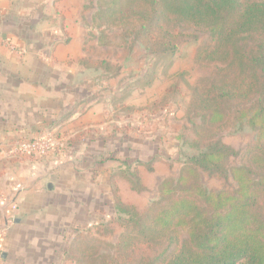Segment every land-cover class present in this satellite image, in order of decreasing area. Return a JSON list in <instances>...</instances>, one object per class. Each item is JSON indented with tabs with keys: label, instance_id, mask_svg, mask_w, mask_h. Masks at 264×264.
Here are the masks:
<instances>
[{
	"label": "trees",
	"instance_id": "1",
	"mask_svg": "<svg viewBox=\"0 0 264 264\" xmlns=\"http://www.w3.org/2000/svg\"><path fill=\"white\" fill-rule=\"evenodd\" d=\"M92 4L89 28L97 33L98 45L109 46L104 41L107 33L117 30L123 42L131 40L150 57L163 60L165 70L173 65L185 34L206 36L195 54L203 77L193 86L186 111L195 153L179 160L178 176L164 179L157 198L144 210L124 202L116 182L126 181L134 192L146 191L140 171L147 164H122L111 173L112 224L122 232L113 244L105 245L108 254L100 251L102 264H264V0ZM81 63L89 65L86 60ZM106 74L119 77L117 71ZM151 83L141 80V89ZM245 126L255 132L245 151L223 142V135ZM235 158H240V165L230 166ZM204 174L231 178L236 188L209 189ZM103 227L100 224L97 232ZM104 232L112 234L114 228ZM82 234L75 241L84 246ZM89 247L84 249L86 259ZM66 254L82 264L75 249L70 248L65 258Z\"/></svg>",
	"mask_w": 264,
	"mask_h": 264
},
{
	"label": "crops",
	"instance_id": "2",
	"mask_svg": "<svg viewBox=\"0 0 264 264\" xmlns=\"http://www.w3.org/2000/svg\"><path fill=\"white\" fill-rule=\"evenodd\" d=\"M85 5L86 0H0V247L5 255L0 264H65L60 252L66 232L48 226L47 219L60 214L48 206L62 192L77 196V185L92 180L82 170L98 171L95 162L84 161L93 160L89 129L104 115L93 96L104 86L92 79L98 71L72 69L75 60L77 65L86 60ZM48 133L59 137L53 153H8L13 143ZM15 200L18 209L12 212Z\"/></svg>",
	"mask_w": 264,
	"mask_h": 264
},
{
	"label": "rangeland",
	"instance_id": "3",
	"mask_svg": "<svg viewBox=\"0 0 264 264\" xmlns=\"http://www.w3.org/2000/svg\"><path fill=\"white\" fill-rule=\"evenodd\" d=\"M93 10L92 0H86L82 23L83 29L87 31L84 59L89 65H77L75 60L72 69L98 71L92 79L97 78L104 86L95 93L102 105L103 120L97 127L89 129L94 142L91 151L96 154L93 153V160L84 161L89 164L95 162L98 171H89L94 166H89L90 169L84 166L87 170H82L83 176H92V180L86 179L82 185H77V196L71 197L72 193L62 192L58 200L48 206V209L52 206L50 210L55 209L60 213L47 219L48 226L59 227L66 232L67 241L60 252L61 256L64 254L65 264H78L68 259L67 254L65 258L70 248L77 251L82 264H102L100 251L108 254L105 245L113 244L122 232L117 223L112 224L115 209L110 187L111 173L119 170L122 164L132 165L136 161L147 164L140 171L146 191L134 192L124 180H118L115 184L124 202L144 210L157 198L159 184L166 178L178 176L182 167L179 160L195 153L190 146L192 132L186 120V111L193 86L203 77L195 64V54L197 48L206 42V36L185 34L173 65L165 70L163 60L150 57L131 40L123 42L117 30L107 33L104 41L109 46L98 45L97 33L89 28ZM102 63L108 68L105 69ZM96 64L103 68L95 69ZM109 70L114 73L117 71L119 77L109 75L107 80L106 72ZM141 80H153V83L141 89ZM89 125L93 126L91 123ZM55 135L59 144V137ZM222 140L236 151L243 152L255 140V132L245 126L223 135ZM240 163V158H235L231 160L230 166ZM150 167L153 168L152 172L148 171ZM95 173L97 175L94 178ZM203 183L217 191L236 188L231 178L220 180L206 174L203 175ZM102 223L104 227L97 232L96 228ZM111 227L114 233L106 234L104 231H109ZM79 233H83L85 244L91 245L86 250L90 255L87 259L84 255L86 245L75 241Z\"/></svg>",
	"mask_w": 264,
	"mask_h": 264
},
{
	"label": "built area",
	"instance_id": "4",
	"mask_svg": "<svg viewBox=\"0 0 264 264\" xmlns=\"http://www.w3.org/2000/svg\"><path fill=\"white\" fill-rule=\"evenodd\" d=\"M9 48L12 50H17L15 46L9 45ZM59 146L58 140L54 133H48L44 137L36 140H27V141H18L10 145L8 153L10 156H33L41 157L53 153L56 148ZM17 199V198H16ZM12 212H15L18 209V204L13 201L11 205ZM3 236V230L0 228V240ZM2 258V249L0 247V261Z\"/></svg>",
	"mask_w": 264,
	"mask_h": 264
},
{
	"label": "water",
	"instance_id": "5",
	"mask_svg": "<svg viewBox=\"0 0 264 264\" xmlns=\"http://www.w3.org/2000/svg\"><path fill=\"white\" fill-rule=\"evenodd\" d=\"M50 188H51V186H50ZM2 258H3V259L5 258V255H4V254L2 255Z\"/></svg>",
	"mask_w": 264,
	"mask_h": 264
}]
</instances>
